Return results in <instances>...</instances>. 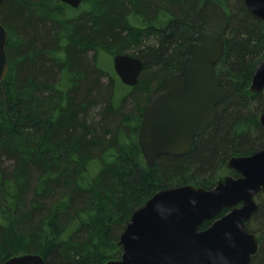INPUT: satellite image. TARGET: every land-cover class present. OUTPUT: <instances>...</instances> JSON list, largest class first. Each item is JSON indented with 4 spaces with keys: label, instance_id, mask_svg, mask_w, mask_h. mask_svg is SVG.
<instances>
[{
    "label": "trees",
    "instance_id": "1",
    "mask_svg": "<svg viewBox=\"0 0 264 264\" xmlns=\"http://www.w3.org/2000/svg\"><path fill=\"white\" fill-rule=\"evenodd\" d=\"M204 1L0 3L10 62L0 83V264L24 253L47 264L118 259L133 212L154 193L184 184L212 188L225 173L239 175L228 167L232 156L264 148V90H250L264 58V22L244 0H216L229 15L216 64L227 94L188 153L146 163L138 140L146 99L180 74ZM103 50L144 61L138 84L119 100L122 80L113 65L101 64ZM256 198L247 226L260 245L249 264H264V194Z\"/></svg>",
    "mask_w": 264,
    "mask_h": 264
},
{
    "label": "water",
    "instance_id": "2",
    "mask_svg": "<svg viewBox=\"0 0 264 264\" xmlns=\"http://www.w3.org/2000/svg\"><path fill=\"white\" fill-rule=\"evenodd\" d=\"M59 1L77 8L84 0ZM244 1L264 22V0ZM228 26L227 10L216 0H205L180 74L151 94L143 112L138 140L148 166L153 167L161 155L188 153L213 124L227 94L216 64L224 55ZM8 40L9 31L0 20V83L10 67ZM113 63L123 83L138 84L142 58L118 53ZM250 90H264V58ZM260 120L264 125V111ZM228 167L239 175H226L212 188L184 184L154 193L133 212L121 234L122 256L104 264H249L260 245L247 223L258 210L257 194H264V148L232 156ZM226 208L230 210L221 215ZM207 220L212 224L201 229ZM4 264L47 263L38 253H24Z\"/></svg>",
    "mask_w": 264,
    "mask_h": 264
},
{
    "label": "rangeland",
    "instance_id": "3",
    "mask_svg": "<svg viewBox=\"0 0 264 264\" xmlns=\"http://www.w3.org/2000/svg\"><path fill=\"white\" fill-rule=\"evenodd\" d=\"M55 2H58V0H55ZM85 6L84 5H82V8H84ZM70 11V14H75V11L73 10V9H69ZM66 15L67 14H63V17H66ZM113 57H114V55L111 53V52H109V51H101L100 52V61H101V64L103 65V66H105V67H108V69L109 68H111L112 67V65L114 66V63H113ZM115 69V68H114ZM132 88L133 86H129V85H126L125 83H123V82H120L119 83V86H118V88H117V93H116V97H117V99L119 100L120 98H122L128 91L130 92V88ZM159 87V85L158 86H156L155 88H153L152 90H151V92L149 93V95L151 96V94L157 89ZM148 95V96H149ZM149 99V98H148ZM148 99H146L147 100V102H148ZM147 104V103H146ZM133 107V104H131L130 102H127V105H125V109L126 110H130L131 108ZM145 110V109H144ZM3 162H2V165L5 167V168H10L11 166H12V162L11 161H8V160H5V159H3L2 160ZM226 175H229V173L227 174V173H225L223 176H226ZM222 179V178H221ZM0 220L3 222V215H2V211H0Z\"/></svg>",
    "mask_w": 264,
    "mask_h": 264
},
{
    "label": "flooded vegetation",
    "instance_id": "4",
    "mask_svg": "<svg viewBox=\"0 0 264 264\" xmlns=\"http://www.w3.org/2000/svg\"><path fill=\"white\" fill-rule=\"evenodd\" d=\"M165 83H166V82H165ZM165 83H164V84H165ZM164 84H163V85H164ZM163 85H162V86H163ZM158 88H159V87H158ZM4 263H5V262H4Z\"/></svg>",
    "mask_w": 264,
    "mask_h": 264
}]
</instances>
